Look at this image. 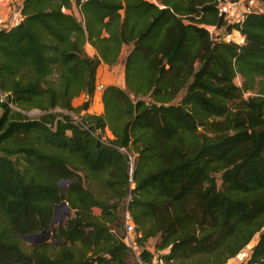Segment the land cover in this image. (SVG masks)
Returning a JSON list of instances; mask_svg holds the SVG:
<instances>
[{"label":"trees","instance_id":"16d2710c","mask_svg":"<svg viewBox=\"0 0 264 264\" xmlns=\"http://www.w3.org/2000/svg\"><path fill=\"white\" fill-rule=\"evenodd\" d=\"M259 2L230 24L219 0L22 1L20 21L0 29V264H137L124 209L149 262L227 264L256 239L245 264H264ZM126 47L124 87L104 86L103 112L82 114L98 67ZM62 201L53 243L24 245Z\"/></svg>","mask_w":264,"mask_h":264},{"label":"rangeland","instance_id":"374dc122","mask_svg":"<svg viewBox=\"0 0 264 264\" xmlns=\"http://www.w3.org/2000/svg\"><path fill=\"white\" fill-rule=\"evenodd\" d=\"M242 4L244 5V7L246 9H249L251 11H259L260 12L263 9V5L259 2V0H242ZM234 30L229 32V31H227L226 27H222V28H219V29L211 27V32H212V35H213L214 38L219 39V40H224V41H227V42H235V41H236L235 43H238L237 41L241 42L240 36L238 34H236ZM243 43L244 42H241V44H243ZM128 50H129L128 47L124 48L123 53H122L119 61L115 65L108 66L106 64H101L98 67V69H97V82L96 83H98L99 85L102 86L101 90H99V91H101V93H102V89L106 85L115 84V85L124 87L123 62L122 61H123L124 57L126 56ZM88 54L94 55L95 54V50L92 49L90 51V53H88ZM235 82L238 85H241L242 84V77L238 76L235 79ZM99 91H97V92H99ZM2 100H3V95L0 93V101H2ZM84 100H85V96H83V95L78 96V97H76L74 99V104L75 105H79ZM55 110L58 111V109H55ZM37 113H38L37 110L30 111V114H37ZM82 114L86 115L83 112H82ZM74 117H76V116H74ZM110 136H111V133L109 132V130H107L105 132V134H104V137H110ZM61 185L64 186L65 183L61 184ZM91 189L97 196H100V197H104L105 196V194L101 190L102 188L99 185H97V184L92 185ZM93 212L98 214L99 210L94 208ZM67 213H69V211ZM65 218H67V217H65ZM123 233L124 232L122 230L121 234H123ZM42 239H44V237H42ZM157 239H158V237L149 238L146 241V243H145L146 249L153 251V247H154V244L156 243ZM22 240H23V244L24 245H30L31 244V243L27 242L25 239H22ZM45 242H50V239L47 238V240ZM255 242H256V239L251 243V245H254ZM247 249H249V248H247ZM246 252H247V250L244 253H242L243 257L241 258L242 260L238 261L239 263L236 261V262H234L232 264H245L246 260H247V259L245 260V257H246L245 253ZM132 256L134 257L133 252H132Z\"/></svg>","mask_w":264,"mask_h":264},{"label":"built area","instance_id":"2783aa9c","mask_svg":"<svg viewBox=\"0 0 264 264\" xmlns=\"http://www.w3.org/2000/svg\"><path fill=\"white\" fill-rule=\"evenodd\" d=\"M219 8L224 13V17L227 23L230 24L242 22L245 19L246 14L251 11L244 7V5L242 4V0H239L237 2H232L230 0H219ZM234 31L240 36L241 42H244V36L242 35V33L237 29H235ZM237 42V44H241L240 41ZM101 88L102 86L96 83L95 91H99L101 90ZM123 223L124 233L122 240L126 244V246L129 247L133 252L137 264H167L162 258H159L157 256H154L150 262L141 257V247L138 246L135 242V226L127 209H124L123 211ZM149 251L153 252L152 250Z\"/></svg>","mask_w":264,"mask_h":264},{"label":"crops","instance_id":"0c3cea01","mask_svg":"<svg viewBox=\"0 0 264 264\" xmlns=\"http://www.w3.org/2000/svg\"><path fill=\"white\" fill-rule=\"evenodd\" d=\"M22 1L23 0H0V29L8 28L10 26L15 25L16 23L20 21L21 19L20 11H21V6H22ZM92 49L93 48L88 43L85 44V50L87 53H90ZM72 104L74 106H77L74 104V100ZM102 112H103V105L101 102V91L99 92L95 91L89 108L86 111H83V113L98 115V114H101ZM254 245L250 244L237 257L231 259L227 264H232L236 261L238 262L239 260H242L241 259L243 257L242 253H244L247 250V252L245 253L246 254L245 260H246L248 256L250 255L251 250Z\"/></svg>","mask_w":264,"mask_h":264},{"label":"water","instance_id":"95a60500","mask_svg":"<svg viewBox=\"0 0 264 264\" xmlns=\"http://www.w3.org/2000/svg\"><path fill=\"white\" fill-rule=\"evenodd\" d=\"M66 182H70V181H62L60 183V185L66 183ZM68 211H70V208L65 201H62V202L56 204L53 207V216H52L51 222L49 224V229L43 230V231L38 232V233H31L28 235H23L22 238L31 244L45 242L47 240V238H49L50 242L53 243V236H52L53 228L56 224H58V225L63 224V222L65 220L66 213ZM42 237H44V239H42Z\"/></svg>","mask_w":264,"mask_h":264}]
</instances>
